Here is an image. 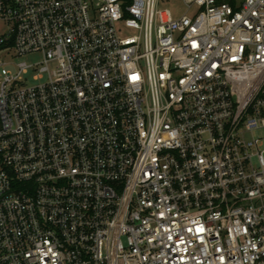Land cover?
I'll return each instance as SVG.
<instances>
[{"label": "built area", "instance_id": "obj_1", "mask_svg": "<svg viewBox=\"0 0 264 264\" xmlns=\"http://www.w3.org/2000/svg\"><path fill=\"white\" fill-rule=\"evenodd\" d=\"M182 2L0 0V264H264V0Z\"/></svg>", "mask_w": 264, "mask_h": 264}, {"label": "rangeland", "instance_id": "obj_2", "mask_svg": "<svg viewBox=\"0 0 264 264\" xmlns=\"http://www.w3.org/2000/svg\"><path fill=\"white\" fill-rule=\"evenodd\" d=\"M164 6L169 7L174 14H181L185 10V6L182 2V0H164ZM12 55L14 54V51H11ZM14 62H25L28 65H32L34 67H37L42 60V55L40 53H34V54H27L21 57H13ZM27 78V84L31 85L34 83L32 80V73L30 72L28 75L25 76ZM44 81V80H42ZM41 82V81H40Z\"/></svg>", "mask_w": 264, "mask_h": 264}]
</instances>
